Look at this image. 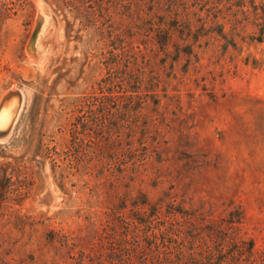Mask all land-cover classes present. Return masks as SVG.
<instances>
[{
    "label": "rangeland",
    "instance_id": "rangeland-1",
    "mask_svg": "<svg viewBox=\"0 0 264 264\" xmlns=\"http://www.w3.org/2000/svg\"><path fill=\"white\" fill-rule=\"evenodd\" d=\"M83 4L0 0V99L25 95L0 141V264H64L47 232L113 209L170 227L186 263L264 264V0Z\"/></svg>",
    "mask_w": 264,
    "mask_h": 264
},
{
    "label": "trees",
    "instance_id": "trees-1",
    "mask_svg": "<svg viewBox=\"0 0 264 264\" xmlns=\"http://www.w3.org/2000/svg\"><path fill=\"white\" fill-rule=\"evenodd\" d=\"M58 1L85 10L84 0ZM171 231L136 210L126 216L113 209L97 224L88 221L77 231L50 229L47 241L64 264H205L194 257L184 262L185 243L172 239Z\"/></svg>",
    "mask_w": 264,
    "mask_h": 264
},
{
    "label": "bare ground",
    "instance_id": "bare-ground-1",
    "mask_svg": "<svg viewBox=\"0 0 264 264\" xmlns=\"http://www.w3.org/2000/svg\"><path fill=\"white\" fill-rule=\"evenodd\" d=\"M37 5H38V14L40 17L39 26H38L36 35L34 37V44H33L32 50L29 52V54H30V61L31 62H33L35 64H40L41 59H43V53L45 51V47H42V44H41V39H43L44 37L43 38H41V37H42V34L45 32L46 28L48 27L49 23L51 25V22H50V14H49V12H47L46 7H44L41 2H37ZM49 27H51V26H49ZM14 90H16V89L15 88L10 89L9 90L10 93H8L9 91L5 92L0 99V131L6 127L8 115H9L10 109H11V107L13 105V101H14V94H12V92ZM19 94H20L21 104H20V107L18 109L16 118L19 114L23 100L25 98L23 91L19 92ZM16 118H15V120H16ZM15 120H14V122H15ZM14 122H13V124H14ZM13 124H12V126H13ZM12 126H11V128H12ZM11 128L8 130V132L5 135L0 136V141L5 139L10 134Z\"/></svg>",
    "mask_w": 264,
    "mask_h": 264
},
{
    "label": "water",
    "instance_id": "water-1",
    "mask_svg": "<svg viewBox=\"0 0 264 264\" xmlns=\"http://www.w3.org/2000/svg\"><path fill=\"white\" fill-rule=\"evenodd\" d=\"M39 19H40V17H39V14H38V16H37L38 24H37V27H36V30H35V32L33 34L32 39H34V37L36 35L37 29H38V26H39ZM8 93H10V91ZM12 94H14L13 105H12V107L10 109V112H9V115H8L6 127L3 130L0 131V136L5 135L8 132V130L11 128V126H12V124H13L15 118H16V115H17L18 109L20 107V104H21L20 94H19L18 90H14L12 92Z\"/></svg>",
    "mask_w": 264,
    "mask_h": 264
}]
</instances>
